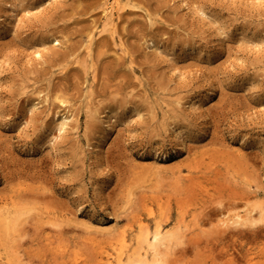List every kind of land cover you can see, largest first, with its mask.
I'll return each instance as SVG.
<instances>
[{
  "label": "rangeland",
  "instance_id": "374dc122",
  "mask_svg": "<svg viewBox=\"0 0 264 264\" xmlns=\"http://www.w3.org/2000/svg\"><path fill=\"white\" fill-rule=\"evenodd\" d=\"M111 2L0 0V264H264V0Z\"/></svg>",
  "mask_w": 264,
  "mask_h": 264
},
{
  "label": "bare ground",
  "instance_id": "6f19581e",
  "mask_svg": "<svg viewBox=\"0 0 264 264\" xmlns=\"http://www.w3.org/2000/svg\"><path fill=\"white\" fill-rule=\"evenodd\" d=\"M121 1L122 0H112L111 4L105 10L106 11L105 13L109 16V18L111 19L112 22L115 21L114 16H113L114 10L121 9L120 8L121 7L120 6ZM13 9L14 10L12 12V17L17 15L15 8H13ZM111 24H113V23H111ZM113 118L109 117L106 121V127H108L109 129H112L114 126ZM69 119H70V116H62L61 119L58 121L57 129L60 132L65 131L66 128L69 126ZM56 137H57L56 135H51V138L49 139V141L54 142ZM97 148L99 150L101 149L100 146H98ZM98 149H96L97 152L99 151ZM185 176H184V178H185ZM187 176L189 177V175H187ZM191 177H193V176H191ZM6 213H8V212L4 211L3 209L0 210V229L2 226L8 227L7 223H9L8 222L9 217H11V216L9 214L7 215ZM10 213H11V211H10ZM235 215H236L235 218H237L238 220L241 218V215L239 213L235 214ZM235 215H233V216H235ZM233 216L230 219H234ZM102 226L104 227V229L109 228V224H106V223H102ZM143 226H145L144 223H143ZM143 226L142 227L140 226V229H139L137 235L134 237L133 242L131 241V243L128 242V239H127V230L126 229L119 230V234L115 239L116 245H117L116 255L114 256V254H113V255L107 256V258L105 260L101 261V264H153L156 260H158V259L154 258L153 260L147 261V259H145V257L148 258V255L150 254L149 252H151L153 257H154L157 254V246L161 245L164 242V240L167 238V236L172 234V232L171 231H169L167 233L163 232V229L161 228V224H160V226L158 225L156 227V229H154V231H151L149 228H147L146 227L147 225L145 226V228H143ZM171 230H173V229H171ZM171 237H172V235L168 239H170ZM171 240H172V238L170 239V241ZM166 241H168V240H166ZM147 246H148V248L146 249V251L144 253L142 251V249L146 248Z\"/></svg>",
  "mask_w": 264,
  "mask_h": 264
}]
</instances>
